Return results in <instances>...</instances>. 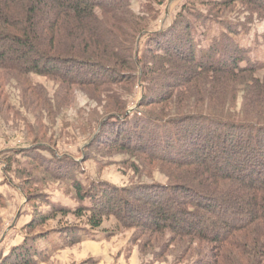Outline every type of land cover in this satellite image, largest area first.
Returning a JSON list of instances; mask_svg holds the SVG:
<instances>
[{
	"label": "trees",
	"instance_id": "16d2710c",
	"mask_svg": "<svg viewBox=\"0 0 264 264\" xmlns=\"http://www.w3.org/2000/svg\"><path fill=\"white\" fill-rule=\"evenodd\" d=\"M134 1L0 0V98L4 72L40 100L32 74L55 78L65 96L73 85L92 88L108 112L98 137L113 128L108 138L122 139L117 147L147 167L160 164L170 177L167 185L129 189L76 183L79 199L89 197L94 205L52 206V214L33 220L27 227L32 236L0 264H36L38 241L49 235L33 233L57 213L87 217L92 230L115 218L119 229L141 230L151 243L169 236V247L183 244L186 256L206 251L199 264H264V76L247 60L250 50L235 41L238 27L227 26V33L201 48L196 23L207 16L185 7L186 14L153 32L157 6L165 0H145L140 13ZM190 2L216 9L240 2L264 16V0ZM138 77L149 87L140 104L144 116L132 123L126 101L111 88L132 93ZM144 194L150 197L146 206L127 198Z\"/></svg>",
	"mask_w": 264,
	"mask_h": 264
},
{
	"label": "rangeland",
	"instance_id": "374dc122",
	"mask_svg": "<svg viewBox=\"0 0 264 264\" xmlns=\"http://www.w3.org/2000/svg\"><path fill=\"white\" fill-rule=\"evenodd\" d=\"M144 4L145 0H135V11L140 13ZM185 7L193 14L207 16L204 22L196 23L200 30L196 39L201 40V48L227 33V26L238 27L240 34L235 41L250 50L247 60L259 66V75L264 76V16L257 9L253 11L240 2L227 9H216L190 0H165L157 6L160 12L152 23V31L162 30L177 15L186 14ZM145 44L146 38L141 47ZM1 76L4 87L0 98V263L32 236L28 225L40 215L52 214V206L76 210L79 206L94 205L89 197L84 201L79 199L76 183L86 188L95 183L106 184L101 190L108 189L107 186L129 189L170 183L167 168L156 163L150 167L142 165L141 158L137 160L133 154L117 147L118 140L122 139L108 138L113 128L105 129L104 139L98 137L108 112L105 99L99 101L92 88L73 85L65 96L55 78L32 74V86L41 95L43 100H40L32 92L24 94L21 84L9 78L8 73ZM79 76V73L74 75ZM148 87L149 83L138 77L132 93L125 94L116 86L111 88L126 101V114L132 123L144 116L145 110L140 104ZM127 132L138 140L139 134L133 129ZM135 164L140 167L139 172ZM127 198L135 206H146L150 199L147 194L132 200ZM118 226V221L110 218L102 228L92 230L87 225V217L57 213L33 233L49 235V239L38 241L41 255L36 264H199L197 261L206 254V251H192L186 256L183 244L169 247V236H160L151 243L143 231L121 230ZM61 230L76 232L67 236Z\"/></svg>",
	"mask_w": 264,
	"mask_h": 264
}]
</instances>
